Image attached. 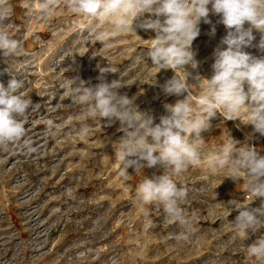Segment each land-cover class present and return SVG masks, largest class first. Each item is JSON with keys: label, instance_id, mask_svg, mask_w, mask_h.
Listing matches in <instances>:
<instances>
[{"label": "rangeland", "instance_id": "rangeland-1", "mask_svg": "<svg viewBox=\"0 0 264 264\" xmlns=\"http://www.w3.org/2000/svg\"><path fill=\"white\" fill-rule=\"evenodd\" d=\"M0 9L6 15L4 30L21 45L17 54L0 56V83L7 86L12 75L22 79L20 94L32 101L21 118L25 137L0 148V264H264L246 251L264 237V228L243 239L231 223L238 211L230 206L235 200L259 207L261 200L252 201L242 180L233 181L226 177L229 172L208 164L226 131L264 155V136L245 124V117L227 120L217 113L202 132L200 163L173 176L188 189L181 206L193 227L184 233L161 206H137L135 188L143 178L139 173L129 168L127 181L119 176V121L109 124L90 117L87 106L69 91L82 82L94 86L101 75L107 82L119 80V92L158 123L167 114L165 105L184 97L163 91L174 72L152 65L147 56L154 33L137 26L136 32L101 40L94 35L101 26L73 13L66 0H58L45 15L39 0H0ZM209 19L216 25L215 34L201 22L191 46L198 67L185 66L196 98L206 91V82L199 78L213 74V52L226 35L225 27L216 23L218 16L210 14ZM261 35L253 30L255 39L243 51L264 55L258 48ZM104 67L113 72L102 74ZM49 119L56 124L54 135L46 131ZM84 126L89 131L82 135ZM23 139L38 151L26 154ZM161 173L158 166L142 171L149 178Z\"/></svg>", "mask_w": 264, "mask_h": 264}, {"label": "clouds", "instance_id": "clouds-1", "mask_svg": "<svg viewBox=\"0 0 264 264\" xmlns=\"http://www.w3.org/2000/svg\"><path fill=\"white\" fill-rule=\"evenodd\" d=\"M39 3L40 13L45 15L54 10L58 0ZM66 5L92 26L99 24L101 27L94 35L101 40L136 32L137 26L154 33L147 56L152 65L174 72L162 86L163 91L166 95L184 97L165 105L167 114L160 116L158 123L149 112L139 111L132 99L119 92L122 87L119 80L107 82L101 75L94 86L82 82L69 91L87 106L90 117L99 116L109 124L119 121L123 135L115 149L121 165L118 174L127 181L128 169L132 168L143 177L135 188L137 206L144 208L155 203L171 222L179 223L184 233L191 232L193 226L181 206L188 189L173 176L200 163L204 151L202 132L210 128V120L217 113L227 120L243 116L245 124L264 136V55L256 57L243 51L255 39L253 30L262 34L258 48L264 51V0H66ZM210 14L219 17L216 23L225 27L226 35L214 49L213 74L207 79L199 78V82H206V91L196 98L187 82L189 73L185 66L198 67L191 46L200 35L201 22L211 25V34H215L216 25L209 19ZM5 20V10L0 9V56L7 58L17 54L21 45L4 30ZM100 72L113 70L104 67ZM23 86L24 81L14 75L7 86L0 83V148L19 144L26 135L25 121L21 118L26 116L32 101L20 94ZM55 128L53 120L46 121L49 134L54 135ZM88 131L87 126L80 129L82 135ZM22 150L26 154L38 151L28 139H23ZM208 164L210 168L229 172L226 177L233 181L242 180L246 191L254 197L252 201L261 200L259 207H250L251 202L231 201V211H238L231 222L236 232L244 239L249 232L264 228V155L226 131L224 140L210 154ZM155 166L162 170L161 174L150 178L142 175L144 168ZM246 251L250 258L264 260V237L248 245Z\"/></svg>", "mask_w": 264, "mask_h": 264}]
</instances>
